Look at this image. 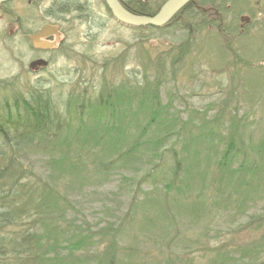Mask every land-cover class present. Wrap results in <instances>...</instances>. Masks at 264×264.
<instances>
[{"label": "trees", "instance_id": "1", "mask_svg": "<svg viewBox=\"0 0 264 264\" xmlns=\"http://www.w3.org/2000/svg\"><path fill=\"white\" fill-rule=\"evenodd\" d=\"M165 1L123 0L122 5L133 14L152 16ZM229 2L195 0L186 4L166 25L144 26L153 32L174 27L188 33L185 41L164 52L165 59L161 55L154 61L157 71L154 78H150L153 74L150 62L144 67V79L136 72L129 82H105L97 95L72 94L65 103V110L57 107L47 90L36 87L28 94L0 100V264L52 261L78 264L77 253L87 251L89 245L94 244L93 235L101 234L103 241L110 230L115 234L108 239L112 244H108L110 249L107 248L104 255L113 258L116 244L113 237L118 234V228L112 224L95 230L97 232L89 231L80 218L73 216V212L79 214L80 211L70 192L83 187L86 180L109 179L117 169L127 168L140 149H151L154 143L156 149L169 151L172 157L169 177L164 175V169L158 172H163L161 182L169 187L164 191L167 208L171 210L168 219L176 223L173 212L182 214L184 206L188 213L202 208L204 203L201 202L190 207L186 197L193 194L192 190L195 191L199 183L205 184L210 174V184L218 181L216 190H220L210 203L226 204L222 209L208 208L216 216L224 214L222 210H229L233 203L235 208L239 209L240 204L247 212V200H252L254 205L262 200L264 206V188L257 191L258 187H264V138L253 139L246 132L250 127L247 115L239 118L233 115L226 120L221 114L213 118L190 116V120H181L179 115L171 118V105L164 103L159 93L164 62L169 61L173 70L174 66L185 62L193 49L192 35L201 27H215L218 38L229 33L235 35L237 16L229 18ZM206 7L216 8L219 14H215L214 9L210 17L203 10ZM232 7L235 10L234 4ZM67 9L71 12L78 8L69 6ZM248 17L250 23H264L258 21L255 14ZM134 29L141 32L143 27ZM208 35L212 34L208 32ZM142 119L145 122H141ZM197 120L200 123L191 126ZM165 121L170 124L163 126ZM134 124L137 133L131 136ZM195 128L198 133L194 135ZM146 135H149L147 139ZM187 137L191 140L190 146L197 142L198 148L177 156L172 152L176 141ZM216 137L218 140H213ZM200 140L201 146L210 142L224 149L222 157L213 158L211 154L204 157L199 149ZM157 158L161 159L159 155ZM211 165L216 166L217 171L209 170ZM92 173L95 175L91 176ZM122 174L124 182L133 181V177ZM174 188L179 196L175 195ZM152 201L150 197L143 200L149 204ZM160 201L159 207L157 201L153 206L159 212L164 206L163 200ZM251 225L255 230H263L260 238L234 248L226 244L215 249L210 264H264V212H254L239 227L248 230ZM161 263L156 260L150 264Z\"/></svg>", "mask_w": 264, "mask_h": 264}, {"label": "rangeland", "instance_id": "2", "mask_svg": "<svg viewBox=\"0 0 264 264\" xmlns=\"http://www.w3.org/2000/svg\"><path fill=\"white\" fill-rule=\"evenodd\" d=\"M87 2L89 10L85 5L62 18L66 41L53 51L51 64L44 72L29 73L28 61L14 60L12 55L5 52L4 55L0 48V100L16 94H28L36 87L47 90L57 107L65 110V103L72 94L97 95L105 82H129L136 72L144 79V67L150 62L153 72L150 78H154L157 74L154 61L161 55L165 59L164 52L179 45L188 36L184 30L174 27L160 32L146 27L141 32L135 31L134 28L139 27L115 22L101 0ZM228 4L229 18L237 16L235 35L229 33L218 38L215 27H201L196 35H192L193 49L185 62L174 66V70L169 61L164 62V72L160 73L163 85L159 93L163 102L171 105V118L179 115L181 120H190V116L213 118L221 114L226 120L233 115L237 118L247 115L250 127L246 132L253 139L264 138V23H246L244 32L241 31L244 23L241 16L255 14L258 21L264 22V0H230ZM233 4L235 10L230 8ZM210 8L203 10L212 17L213 10ZM198 123L200 120L191 126ZM169 124L165 121L163 126ZM136 133L134 124L131 136ZM197 133L195 128L194 135ZM176 142L172 152L177 156L191 153L197 146V142L190 146L189 137ZM155 146L140 149L127 168L117 169L109 175V179L86 180L83 187L70 192L80 211L79 214L73 212V216L80 218L89 231L97 232L95 230L112 224L118 228V234L113 237L116 243L113 258L104 255L105 250L110 249L108 244H112L108 239L115 234H111L110 230L103 241L101 234L93 235L94 244L89 245L87 251L77 253L75 258H80L78 264H150L156 260L161 264H210L215 249L226 244L234 248L262 236L263 230H255L253 225L248 230L239 227L254 212H264L262 200H257V205L247 200V212L241 209L240 204L239 209L235 208L234 203L229 205V210H222L225 213L219 216L208 210L210 207L222 209L226 205L220 203L214 206L210 203V199L214 197L215 200L220 191L216 190L218 181L210 184L211 174L208 180L205 179V184L199 183L198 188L192 190L193 194L186 197L190 207L201 202L204 203L202 208L188 213L187 206H184L182 214L173 212L177 217L176 223L168 219L171 210L167 208L164 191L169 187L161 182L163 172H158L164 169V175L169 177L168 166L172 164V157L169 151L156 149ZM199 149L204 157L211 154L213 158H220L224 153V149L210 142L201 146V140ZM158 163V167L151 171ZM210 169L217 171L218 168L211 165ZM122 172L130 179L133 177V181L124 182ZM154 176H157L156 180H153ZM263 188L258 187L257 191ZM173 191L178 195L175 188ZM146 197L154 201L144 203ZM160 200L164 202V209L159 212L153 206L157 201L156 206L159 207Z\"/></svg>", "mask_w": 264, "mask_h": 264}, {"label": "flooded vegetation", "instance_id": "3", "mask_svg": "<svg viewBox=\"0 0 264 264\" xmlns=\"http://www.w3.org/2000/svg\"><path fill=\"white\" fill-rule=\"evenodd\" d=\"M107 10L105 0H101ZM122 4L123 0H119ZM131 1V0H127ZM76 2V3H75ZM90 4L85 0H5L0 1V48L14 60L28 61L27 71L44 72L51 64V55L66 41L62 18L69 13L67 7L81 8ZM210 9L214 10L213 7ZM215 14H219L215 10ZM110 15L112 16L111 12ZM112 18H114L112 16ZM115 20V19H114ZM244 32L250 17L241 16ZM116 22V20H115ZM58 26L57 29H52ZM54 44V45H53ZM5 55V54H4Z\"/></svg>", "mask_w": 264, "mask_h": 264}, {"label": "water", "instance_id": "4", "mask_svg": "<svg viewBox=\"0 0 264 264\" xmlns=\"http://www.w3.org/2000/svg\"><path fill=\"white\" fill-rule=\"evenodd\" d=\"M105 2L112 16L124 25L131 27H162L166 25L186 4L195 2V0H166L158 12L152 16L133 14L129 12L119 0H105ZM57 27L58 26H53L52 29L56 30Z\"/></svg>", "mask_w": 264, "mask_h": 264}]
</instances>
